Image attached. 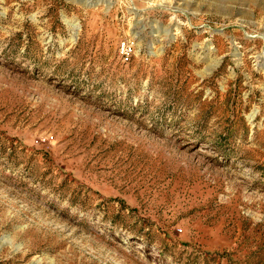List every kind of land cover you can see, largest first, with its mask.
<instances>
[{
	"label": "rangeland",
	"instance_id": "rangeland-1",
	"mask_svg": "<svg viewBox=\"0 0 264 264\" xmlns=\"http://www.w3.org/2000/svg\"><path fill=\"white\" fill-rule=\"evenodd\" d=\"M0 264H264V0H0Z\"/></svg>",
	"mask_w": 264,
	"mask_h": 264
}]
</instances>
